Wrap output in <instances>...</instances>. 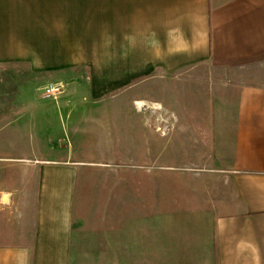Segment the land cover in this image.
Masks as SVG:
<instances>
[{
  "label": "crops",
  "instance_id": "obj_1",
  "mask_svg": "<svg viewBox=\"0 0 264 264\" xmlns=\"http://www.w3.org/2000/svg\"><path fill=\"white\" fill-rule=\"evenodd\" d=\"M263 61L264 0H0V67L64 83L88 73L85 93L45 99L53 109L43 116L28 100L0 113V131L12 127L23 154L0 149L10 182L0 205L20 235L19 244L0 245V264H76L83 162L74 156L84 153L107 94L159 76L179 82L206 62L240 69ZM234 130L218 209L180 216L207 225L167 234L156 222L124 248L123 264H264V86H242Z\"/></svg>",
  "mask_w": 264,
  "mask_h": 264
},
{
  "label": "rangeland",
  "instance_id": "obj_2",
  "mask_svg": "<svg viewBox=\"0 0 264 264\" xmlns=\"http://www.w3.org/2000/svg\"><path fill=\"white\" fill-rule=\"evenodd\" d=\"M71 76L80 77L81 84L71 86ZM65 77L66 83L60 81L64 92H86L85 68ZM158 78L110 92L95 106L92 137L85 140L84 153L74 156L83 162L76 264H123L124 248L148 237L147 228L156 222L168 234L171 227L207 225L205 219L180 218L182 214L218 209L219 180L230 161L240 89L264 86V61L240 69L206 62L179 82ZM57 81L33 76L21 66L0 67V113L28 100L36 116L45 115L53 107H47L41 86ZM40 118L36 128L42 125ZM14 132L9 126L0 131V149L18 157L23 155L16 154L22 142ZM7 172L0 174V190L10 183ZM156 213L163 218H153ZM11 215L0 205L2 246L20 243Z\"/></svg>",
  "mask_w": 264,
  "mask_h": 264
},
{
  "label": "built area",
  "instance_id": "obj_3",
  "mask_svg": "<svg viewBox=\"0 0 264 264\" xmlns=\"http://www.w3.org/2000/svg\"><path fill=\"white\" fill-rule=\"evenodd\" d=\"M64 93L62 82H49L41 87L42 97L45 99H57Z\"/></svg>",
  "mask_w": 264,
  "mask_h": 264
},
{
  "label": "bare ground",
  "instance_id": "obj_4",
  "mask_svg": "<svg viewBox=\"0 0 264 264\" xmlns=\"http://www.w3.org/2000/svg\"><path fill=\"white\" fill-rule=\"evenodd\" d=\"M137 104H138V106H140L141 104H140V102H137ZM141 107V106H140Z\"/></svg>",
  "mask_w": 264,
  "mask_h": 264
}]
</instances>
